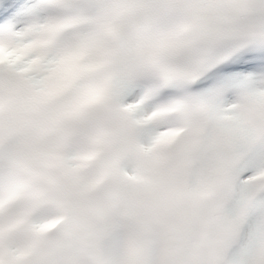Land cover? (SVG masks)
Returning <instances> with one entry per match:
<instances>
[{
	"label": "snow or ice",
	"instance_id": "obj_1",
	"mask_svg": "<svg viewBox=\"0 0 264 264\" xmlns=\"http://www.w3.org/2000/svg\"><path fill=\"white\" fill-rule=\"evenodd\" d=\"M0 264H264V0H0Z\"/></svg>",
	"mask_w": 264,
	"mask_h": 264
}]
</instances>
